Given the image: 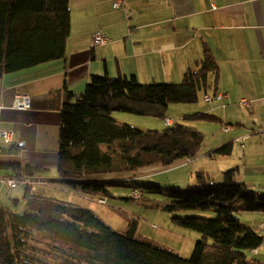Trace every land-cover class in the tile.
I'll return each mask as SVG.
<instances>
[{"label":"trees","instance_id":"obj_1","mask_svg":"<svg viewBox=\"0 0 264 264\" xmlns=\"http://www.w3.org/2000/svg\"><path fill=\"white\" fill-rule=\"evenodd\" d=\"M70 28L69 0H0V75L64 59ZM219 78L216 58L205 48L198 69H189L179 84L144 85L136 78L94 76L79 96H52V108L61 114L57 182L93 200H125L169 214L213 213L214 219L173 218L177 227L202 236L190 258L137 239L135 226L121 234L91 210L33 195L29 185L25 214L0 205V264H264L251 255L264 245V235L239 220L243 214H264V194L238 183L234 170L220 184H203L200 174L198 184L187 190L138 184L145 176L197 159L203 139L196 129L179 123L162 131L139 130L115 118L126 113L165 119L173 108L216 94ZM227 151L228 146L218 153ZM43 172L0 163L3 177L20 182L35 181ZM119 189L129 192L127 199L116 196ZM133 192L141 194L139 200H133Z\"/></svg>","mask_w":264,"mask_h":264},{"label":"crops","instance_id":"obj_2","mask_svg":"<svg viewBox=\"0 0 264 264\" xmlns=\"http://www.w3.org/2000/svg\"><path fill=\"white\" fill-rule=\"evenodd\" d=\"M126 2L128 13L115 10L111 0H69L66 57L0 75V132L13 133L10 145L0 138V163L50 171V176L41 174L35 181L51 188L50 183H58L54 172L61 128V114L52 108L54 93L79 96L94 76L136 78L144 85L179 84L189 69H198L205 48H209L220 67L216 94L228 93L230 99L211 103L223 133L215 144L218 156L211 157L218 165L199 174L209 182H223L224 174L234 170L238 183L264 194V137H260L264 134V0ZM98 31L111 40L107 46H92V36ZM23 95L30 96V109H14ZM225 125L237 129L226 133L222 130ZM226 146L229 154H219ZM188 162L166 171H177ZM215 169L214 177L211 172ZM19 187L11 189L0 180V205L11 208L25 202L26 192ZM6 189L9 197L5 202ZM34 189L33 195H41ZM262 224L264 221L254 228Z\"/></svg>","mask_w":264,"mask_h":264},{"label":"rangeland","instance_id":"obj_3","mask_svg":"<svg viewBox=\"0 0 264 264\" xmlns=\"http://www.w3.org/2000/svg\"><path fill=\"white\" fill-rule=\"evenodd\" d=\"M210 96L214 99V95L210 92ZM214 101V100H213ZM74 103H80L76 100ZM186 110L181 112L180 110ZM212 105L205 103L203 100L195 105H186L173 108L171 118L174 123L183 124L196 129L203 139V147L200 156L189 161L187 164L181 165L177 170L163 171L145 176L143 179H138L137 183L150 186L149 184L160 185L162 187L175 188L178 190H187L189 187L198 184V176L201 170L205 168H215L218 162L212 160L211 157H217L218 154L214 153L216 150L215 144L218 136L223 134L221 132L220 120L212 121L204 117L217 118L215 112H212ZM180 111V112H179ZM201 113V114H199ZM197 114V115H194ZM115 118L120 123H125L139 130H158L162 131L166 127L165 119H154L149 117H141L126 113H116ZM219 118V117H218ZM216 169L211 174L216 176ZM52 172H46L50 176ZM58 175V171L54 172ZM42 176V175H41ZM190 177L193 178L190 181ZM202 177L201 181L206 184L209 180ZM41 178V177H38ZM37 178V180H38ZM213 184H220L222 181L212 179ZM45 184L41 181H32L28 184H20L18 190L26 191L27 186L35 188L34 192L41 194L47 198H55L62 202L78 205L84 209L91 210L99 219H101L113 231L121 234H127L131 226L136 227V238L142 241L151 242L161 248L178 253L180 256L188 259L192 256L195 245L202 239V236L195 231L185 230L177 227L173 218L176 217H202L207 219H214L215 215L209 212H181L169 214L163 211H154L146 209L137 203L127 202L125 200H108V204L102 205L98 199H90L80 193L71 190L70 187L59 184L50 183L52 187L39 185ZM130 185V184H129ZM116 196L120 198H128V191L126 189H119ZM5 202L9 197L8 189L4 191ZM148 199L163 201L162 196L149 195ZM14 213L18 215L25 214L26 203L21 202L19 206L11 207ZM209 216V217H207ZM213 216V217H212ZM242 225L255 227L261 221H264V214H243L239 217ZM264 263V252L256 256Z\"/></svg>","mask_w":264,"mask_h":264},{"label":"built area","instance_id":"obj_4","mask_svg":"<svg viewBox=\"0 0 264 264\" xmlns=\"http://www.w3.org/2000/svg\"><path fill=\"white\" fill-rule=\"evenodd\" d=\"M111 3H112V6L115 10H124V11H126V13H128L126 0H111ZM110 42H111V40L109 39V37H107L102 31H98V32L94 33L92 36V46L93 47H105ZM229 99H230V96L228 93L216 94L214 96V99L209 95L204 97V101L207 104H211L214 101H219V102L223 103L224 100H229ZM242 104L246 107H249V103L245 100L242 101ZM13 107H14V109L19 110V111H27L28 109H30V96L23 95V96L19 97V99L15 102ZM222 107L225 108L226 105H223ZM165 121H166V125L169 127H171L175 124L174 120L171 118V113H168L166 115ZM236 129H237V127L232 126V125H225L222 127V130L226 133L234 131ZM260 137H264V134H260ZM0 138L3 139V142L6 145H10L13 142V133L1 131L0 132ZM0 180H1L2 184L7 185L11 189L17 188L20 184H28L29 182H31V180H29V179L20 182L16 179L9 178V177H3V176H1ZM131 197L133 198L134 201H137L140 199L141 194L138 192H133ZM99 203L102 205H106L107 201L106 200H99ZM254 231L257 234L264 235V224L255 228ZM261 252H264V245H262L261 247H259L257 249L252 250L251 255L256 256V255H259V253H261Z\"/></svg>","mask_w":264,"mask_h":264}]
</instances>
